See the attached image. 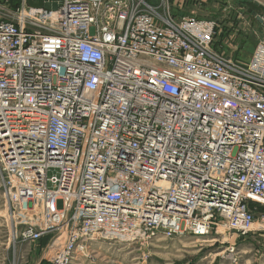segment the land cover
I'll return each instance as SVG.
<instances>
[{
    "label": "built area",
    "instance_id": "obj_1",
    "mask_svg": "<svg viewBox=\"0 0 264 264\" xmlns=\"http://www.w3.org/2000/svg\"><path fill=\"white\" fill-rule=\"evenodd\" d=\"M217 27L146 0L0 6V181L50 264L101 240L253 230L264 41L239 62Z\"/></svg>",
    "mask_w": 264,
    "mask_h": 264
},
{
    "label": "rangeland",
    "instance_id": "obj_2",
    "mask_svg": "<svg viewBox=\"0 0 264 264\" xmlns=\"http://www.w3.org/2000/svg\"><path fill=\"white\" fill-rule=\"evenodd\" d=\"M22 1L0 0V6L15 10L10 5L19 2L20 6ZM146 1L162 13L170 11L176 16L188 14L215 20L218 25L215 48L239 62L249 61L255 45L264 41V24L251 13L256 12L264 18V7L257 5L255 0ZM58 175L57 169L49 172L51 178ZM49 186L53 187L54 183ZM250 205L256 223L244 236L220 226L206 237L187 234L167 238L159 234L144 243L101 240L90 246L89 257L79 256L74 264H264V204L251 200ZM13 206L7 188L0 181V264H50L44 258L50 237L42 242L22 240V226L16 222L17 211ZM232 246L234 253L230 251ZM52 256L48 254L49 258Z\"/></svg>",
    "mask_w": 264,
    "mask_h": 264
},
{
    "label": "water",
    "instance_id": "obj_3",
    "mask_svg": "<svg viewBox=\"0 0 264 264\" xmlns=\"http://www.w3.org/2000/svg\"><path fill=\"white\" fill-rule=\"evenodd\" d=\"M59 1L61 0H26L27 4L31 7L35 8H46V9H57L59 6ZM257 5L264 7V0H255ZM253 16L261 23L264 24V18L257 14L256 12H252Z\"/></svg>",
    "mask_w": 264,
    "mask_h": 264
},
{
    "label": "trees",
    "instance_id": "obj_4",
    "mask_svg": "<svg viewBox=\"0 0 264 264\" xmlns=\"http://www.w3.org/2000/svg\"><path fill=\"white\" fill-rule=\"evenodd\" d=\"M10 6H12V7H14V8H18V6H19V2L16 3V4L10 5ZM45 238H48V237H45ZM43 240H44V238L41 239L40 242H42ZM45 240H47V239H45Z\"/></svg>",
    "mask_w": 264,
    "mask_h": 264
},
{
    "label": "bare ground",
    "instance_id": "obj_5",
    "mask_svg": "<svg viewBox=\"0 0 264 264\" xmlns=\"http://www.w3.org/2000/svg\"><path fill=\"white\" fill-rule=\"evenodd\" d=\"M254 225H255V224H254ZM52 252H53V250L50 251V253H52ZM50 253H49V254H50Z\"/></svg>",
    "mask_w": 264,
    "mask_h": 264
},
{
    "label": "crops",
    "instance_id": "obj_6",
    "mask_svg": "<svg viewBox=\"0 0 264 264\" xmlns=\"http://www.w3.org/2000/svg\"><path fill=\"white\" fill-rule=\"evenodd\" d=\"M186 15H188V14H186ZM179 16H182V15H179Z\"/></svg>",
    "mask_w": 264,
    "mask_h": 264
}]
</instances>
